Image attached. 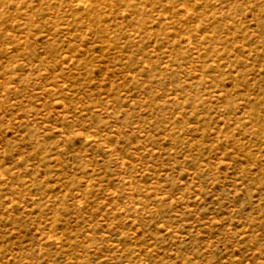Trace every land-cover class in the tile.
<instances>
[{
	"label": "rangeland",
	"instance_id": "rangeland-1",
	"mask_svg": "<svg viewBox=\"0 0 264 264\" xmlns=\"http://www.w3.org/2000/svg\"><path fill=\"white\" fill-rule=\"evenodd\" d=\"M0 264H264V0H0Z\"/></svg>",
	"mask_w": 264,
	"mask_h": 264
}]
</instances>
